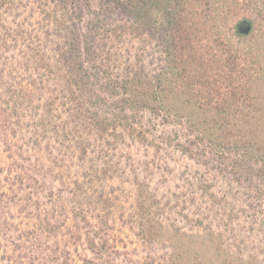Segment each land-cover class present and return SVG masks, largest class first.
Instances as JSON below:
<instances>
[{"label":"trees","instance_id":"trees-1","mask_svg":"<svg viewBox=\"0 0 264 264\" xmlns=\"http://www.w3.org/2000/svg\"><path fill=\"white\" fill-rule=\"evenodd\" d=\"M250 3L0 0V126L13 158L0 165V217L16 207L30 223L0 225L1 260L26 247L29 264H134L114 236L125 187L105 185L116 179L137 187L120 218L155 251L142 264H195L187 228L232 240L237 256L221 243L223 264L257 260L264 246L254 253L239 233L259 222L264 243V48L233 42L234 18ZM42 33L64 40L49 52ZM40 143L60 150L55 167L76 157L73 181L31 159ZM135 145L153 157L137 160ZM179 155L199 167H178ZM217 177L236 192L216 193ZM172 231L180 241L159 254Z\"/></svg>","mask_w":264,"mask_h":264},{"label":"rangeland","instance_id":"rangeland-1","mask_svg":"<svg viewBox=\"0 0 264 264\" xmlns=\"http://www.w3.org/2000/svg\"><path fill=\"white\" fill-rule=\"evenodd\" d=\"M262 2L260 0H251L250 4H246L244 7L240 8L238 11V14L234 18V30L233 32L235 35H233V42L234 45L243 49L247 50H256L258 47L264 48V37L259 35L257 29L261 28V15L259 14V10L262 9ZM36 15L33 16L31 19H35ZM242 19H247L249 21H252V30L249 34H241L237 30V23L240 22ZM64 38L60 36H45L44 33H42V45L47 51L54 52L55 47L59 43H62ZM155 42H153V45ZM1 93H4V88L0 89ZM15 126H18L15 124ZM7 130L2 129L0 126V165H9L12 163L13 158L10 157L9 155L11 154L10 151H8L7 147V142H6V133ZM133 152L135 153V156L137 160L139 161H144L148 160L153 157L152 153L145 151L143 148H138L136 145L132 148ZM63 152V151H62ZM29 155H31V159L41 166H45L49 170H53L55 173L54 175H59L63 176L64 179H67L68 181H73L74 178L76 177V171L78 170V160L74 156L66 155V162L64 166L62 167H55L54 162L56 161L57 158L61 157V152L57 148H54L53 153H51L50 149L46 145V143H40L39 145H36L34 147H31L29 150ZM64 154V152H63ZM178 156V155H177ZM176 156V157H177ZM179 162H177V166L181 167L184 169L185 167L188 168H198L199 166L195 164L194 161L189 160L187 158H183L182 156L179 155ZM56 163V162H55ZM141 171L143 174H145L144 166H140ZM6 175V172H3V176ZM60 179V177H58ZM215 187L214 191L218 194H223L224 192L227 191L231 192L234 194L237 190V187L234 183H230L227 179L225 178H220L217 177L215 180ZM122 181L120 179H116L115 181H111L110 183H106L105 188L110 189L111 187H125V190L123 194L121 195V200L118 202L117 207L115 208V220H116V229L114 232L115 239L119 246L124 250V251H133V260L135 261L134 264H142V256L148 255V254H153L155 251H152V247L149 245H144L142 244L141 240H139V237L137 235L138 229L133 227L130 222L127 221L128 219V214L125 215V218L123 217L122 219L120 218V215L124 210H128L127 212H133L132 210L134 209V202L136 201V197H138V191L137 187L135 184L130 181V182H124L121 183ZM57 183V182H56ZM55 183V184H56ZM155 183V182H154ZM101 186V185H100ZM175 187V182L171 181L165 186L161 187V191L163 192H168V188L174 189ZM146 192L148 191V188L145 187ZM119 192V190H117ZM242 203V202H241ZM132 206V207H131ZM133 208V209H132ZM219 209V211L223 210V206H218L215 210ZM17 212V208H13V217H9L6 213L0 217V225H5V223L9 224H14V226L19 227V228H24V227H29L30 223L27 219H23L22 215L19 216ZM221 218V214H218L216 217V221H218ZM70 220V219H69ZM67 220V224L69 228L73 229V222L72 220ZM23 223V224H21ZM238 226H242V224H238ZM244 229L240 231V235L247 239L246 244L250 245V248L254 253H257L258 251L260 252L262 245L264 246V243H260V239L262 238L261 235H258L259 233V227H262L259 222H254V223H249L246 222L244 225ZM216 232H221L224 237L231 236V229L229 227H225L224 225H218V223L215 224L213 228ZM65 230H68L67 228ZM74 230V229H73ZM68 232V231H67ZM186 232L191 235L188 236V239L186 237V241L191 240V246H193L192 252L190 254V260L191 263L194 261L195 264H223L222 262L224 259L227 258V254L223 252L219 255L218 252L219 248L221 247L222 241L217 240L213 241V239L207 234V232L203 229L195 228L193 230H190L187 228ZM215 232V233H216ZM75 233H78V230H75ZM173 231L172 232H167L164 234V241L157 246L156 250L161 253L165 254H170L171 248L167 245L166 243H169L168 240L179 242L180 239L177 237H172ZM189 237L191 239H189ZM218 239V238H217ZM225 241L222 244V248H226L227 251H231L233 249V252L237 256V248H234V246L230 245L232 243V240L230 239H221ZM3 241V240H2ZM29 242V241H28ZM20 255L14 254L11 257L9 254H5V259L1 260L0 259V264H29L28 260V254L29 250L24 247L21 250L18 251ZM1 253V252H0ZM262 253V252H260ZM38 254V252H37ZM1 257V254H0ZM40 257V256H39ZM80 262V261H79ZM264 264V252L260 254L257 258V260H249L247 258H242L241 260H237L234 262V264ZM41 264L39 261H35V264ZM42 264H45L42 263Z\"/></svg>","mask_w":264,"mask_h":264},{"label":"water","instance_id":"water-1","mask_svg":"<svg viewBox=\"0 0 264 264\" xmlns=\"http://www.w3.org/2000/svg\"><path fill=\"white\" fill-rule=\"evenodd\" d=\"M252 22L247 20V19H242L238 25H237V30L241 34H249L252 30Z\"/></svg>","mask_w":264,"mask_h":264}]
</instances>
